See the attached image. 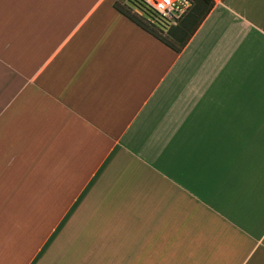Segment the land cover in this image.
I'll return each instance as SVG.
<instances>
[{
  "label": "crops",
  "instance_id": "0c3cea01",
  "mask_svg": "<svg viewBox=\"0 0 264 264\" xmlns=\"http://www.w3.org/2000/svg\"><path fill=\"white\" fill-rule=\"evenodd\" d=\"M212 1L0 0V264H264V0Z\"/></svg>",
  "mask_w": 264,
  "mask_h": 264
},
{
  "label": "rangeland",
  "instance_id": "374dc122",
  "mask_svg": "<svg viewBox=\"0 0 264 264\" xmlns=\"http://www.w3.org/2000/svg\"><path fill=\"white\" fill-rule=\"evenodd\" d=\"M117 3L124 6L129 14L133 15L139 21L146 23L153 30L166 36L174 44L185 39L204 11V4L200 0H192V5L188 13L176 24L168 25L155 18H152V20L148 19V21L142 18L141 15L135 11L132 0H117Z\"/></svg>",
  "mask_w": 264,
  "mask_h": 264
},
{
  "label": "built area",
  "instance_id": "2783aa9c",
  "mask_svg": "<svg viewBox=\"0 0 264 264\" xmlns=\"http://www.w3.org/2000/svg\"><path fill=\"white\" fill-rule=\"evenodd\" d=\"M151 15L165 24H176L190 9L191 0H138ZM135 11L142 15L143 12L135 7ZM144 15V14H143Z\"/></svg>",
  "mask_w": 264,
  "mask_h": 264
},
{
  "label": "trees",
  "instance_id": "16d2710c",
  "mask_svg": "<svg viewBox=\"0 0 264 264\" xmlns=\"http://www.w3.org/2000/svg\"><path fill=\"white\" fill-rule=\"evenodd\" d=\"M134 3V9L135 7L138 8L139 10H141L143 12V14L141 15L142 18L146 19L148 21V17H150L151 15L149 14V12H147L144 8V6L138 1V0H132ZM192 1V0H191ZM203 4H204V11L201 14V17L199 18V20L197 21L196 25L190 30L189 34L185 37V39H183L182 41H179L177 44L172 43L166 36L160 34L159 32L153 30L149 25H147L144 22L139 21L137 18H135L133 15L129 14L127 12V9H120L123 13H125L127 16H129L133 21H135L137 24H139L141 27H143L144 29H146L147 31H149L150 33H152L153 35H155L156 37H158L160 40H162L163 42H165L166 44H168L170 47H172L175 50H180L181 47L185 44V42L187 41L188 37L190 36V34L193 32V30L195 29V27L197 26V24L200 22V20L205 16V14L208 12V10L210 9V7L213 4L212 0H200ZM133 5V4H132ZM190 10V9H189ZM188 13V12H187ZM186 13V14H187ZM185 14V15H186ZM184 15V16H185ZM183 18V17H182ZM171 35V34H170Z\"/></svg>",
  "mask_w": 264,
  "mask_h": 264
}]
</instances>
